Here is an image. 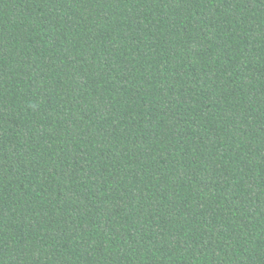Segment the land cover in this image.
I'll list each match as a JSON object with an SVG mask.
<instances>
[{"label":"trees","instance_id":"16d2710c","mask_svg":"<svg viewBox=\"0 0 264 264\" xmlns=\"http://www.w3.org/2000/svg\"><path fill=\"white\" fill-rule=\"evenodd\" d=\"M0 264H264V0H0Z\"/></svg>","mask_w":264,"mask_h":264}]
</instances>
